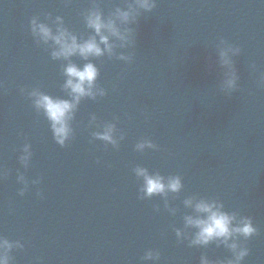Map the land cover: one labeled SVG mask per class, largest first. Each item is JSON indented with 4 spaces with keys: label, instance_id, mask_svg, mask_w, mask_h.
I'll use <instances>...</instances> for the list:
<instances>
[{
    "label": "water",
    "instance_id": "95a60500",
    "mask_svg": "<svg viewBox=\"0 0 264 264\" xmlns=\"http://www.w3.org/2000/svg\"><path fill=\"white\" fill-rule=\"evenodd\" d=\"M123 2L102 0L105 14ZM88 7L90 0H64L59 15L86 36L81 13ZM134 27L131 64L95 61L107 95L81 103L67 146L55 142L27 98L0 178V234L25 245L13 251L14 264H153L142 259L148 249L161 252L157 264L231 258L215 244L178 241L174 229L191 213L183 206L190 195L218 198L226 211L251 217L259 233L242 241L250 249L243 264H264V0H157ZM221 39L242 50L234 58L239 87L230 95L220 87ZM63 82L61 62L46 50L32 88L66 98ZM92 114L101 127H89ZM108 122L124 134L119 148L91 135ZM145 138L159 150L136 151ZM25 143L33 151L28 169L19 162ZM137 165L183 177V191L169 198L175 216L162 197L140 199ZM18 170L41 180L24 196Z\"/></svg>",
    "mask_w": 264,
    "mask_h": 264
},
{
    "label": "clouds",
    "instance_id": "9594fccd",
    "mask_svg": "<svg viewBox=\"0 0 264 264\" xmlns=\"http://www.w3.org/2000/svg\"><path fill=\"white\" fill-rule=\"evenodd\" d=\"M71 0H65L70 3ZM157 7V0H124L123 5L117 4L107 15L102 7V0H90V7L81 13L84 24L89 30L85 36L77 34L65 23L64 17L57 15L53 18L49 13L45 20L34 16L30 21L31 34L37 45L50 50L52 60L61 62V72L64 82L61 85L65 97L50 95L38 87L21 89V92L31 100L38 114H42L49 122L55 142L65 147L74 138L73 123L81 103L86 99L97 100L107 95V90L98 84L101 75L96 60L108 58L131 64L134 61L137 46V29L143 13H150ZM241 48L221 39L217 45V64L222 70L221 90L231 94L239 87L240 75L235 63V57L241 54ZM79 58L83 63H77ZM255 69V64L251 66ZM264 86V77H261ZM118 119V118H117ZM97 117L92 114L89 127L96 125ZM116 123L103 124L102 130L92 132L94 140H100L119 148L125 138L119 136ZM147 149L159 150V146L151 139H141L135 145V150L143 153ZM33 157L32 145L25 143L19 162L24 169L31 167ZM133 172L141 181L140 199L162 197L165 209L173 216L179 211L172 207L170 196L177 197L184 189L181 175H162L159 171L152 172L147 167L137 165ZM8 173L0 169V178ZM17 182L23 187L19 195L24 196L30 185H39L40 179L29 181L23 172L18 170ZM37 195L43 198V192ZM183 206L191 213L183 216V228H175V234L180 243L188 241L189 247L207 248L215 244L231 252V258L226 260L210 259L208 255H201L199 264H243L250 254V249L242 243L258 235L259 230L249 216H242L238 212L226 211L224 203L218 198L190 195L183 200ZM159 206L156 211L158 212ZM25 247L21 240H10L0 234V264H14L13 251ZM145 262H157L161 259V252L148 249L142 257Z\"/></svg>",
    "mask_w": 264,
    "mask_h": 264
}]
</instances>
